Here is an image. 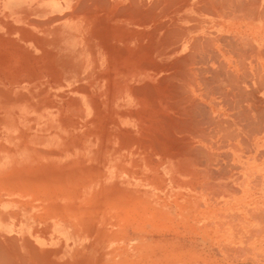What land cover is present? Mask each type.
Segmentation results:
<instances>
[{
    "label": "rangeland",
    "instance_id": "rangeland-1",
    "mask_svg": "<svg viewBox=\"0 0 264 264\" xmlns=\"http://www.w3.org/2000/svg\"><path fill=\"white\" fill-rule=\"evenodd\" d=\"M160 1L164 2V0H157L156 2V30L157 27L159 28L160 25L162 26V24H164V21L166 22L168 18L171 17L167 15L168 11L172 10L169 6L171 3H163ZM185 1L189 4L188 8H186L185 10V12L189 14L188 19H190L185 23V27L190 31L189 36L193 39H198L203 35L208 36L209 39H213V43L218 41L220 47H227V44H225L226 41L224 40L227 39L228 41H231L230 36L236 37L237 35L232 34L230 31L225 32V29L221 32V30L215 28L216 23L222 22L221 24L232 25L233 27H236V25L234 26L233 22H231L234 20L233 18H235V16L243 17L245 16L244 14L247 13L249 14L247 16H264V0H226L228 3L234 2L238 5L237 7H233V9L228 10L222 7V4L225 0H221L222 3L221 5L220 3H218L219 6L216 5L217 3L208 4V2H210L211 0ZM247 3L250 5L249 7L247 6ZM64 4L68 6L73 3ZM64 4L62 5L63 8H59L62 11L65 8ZM122 4L124 5L126 3ZM167 4L169 5L167 6ZM174 4L175 3H172V5ZM213 4H215L217 7ZM11 5H13V3L9 4L10 7ZM212 5L213 7L211 8ZM1 6L2 5H0V8ZM208 8L210 11L207 10ZM161 9L164 10V12ZM219 9H221V18H217L216 15L213 16V13H219ZM161 13L162 15L158 17V15ZM9 14L20 15L12 9H10ZM225 14L226 16H224ZM7 15L8 14H4L2 13V11H0V19ZM192 17H194L193 19H196L192 21ZM228 17L231 21L226 20ZM81 23L83 22L81 21ZM149 24H147L148 28L152 23L150 25ZM208 25H210V28H208ZM263 25L264 23L262 24V26ZM197 27H202L204 30L201 31L200 29H197ZM103 32L105 34L107 33L106 31ZM12 35L14 38L15 34ZM99 35H103V33H100ZM129 35L131 36L132 33L129 32ZM105 36L110 37L111 35L110 33H107ZM223 36L226 39H223ZM216 38L218 40H216ZM161 39H163L162 34H159L157 31L156 52H162L165 55H158L156 59V84L159 83L158 85H160L163 82V77L165 78V76L178 77L181 75L179 72L183 73L184 70V76L182 75V80L179 81L191 83L193 75L196 74L197 76L199 70L201 71V69H204V71H210L208 66L212 65L213 57H215L214 55H211V58H209L210 55L205 54L202 59L201 57H199L201 61L198 59V57H196L197 59L195 58L190 60L191 63L187 61L189 64L187 62H183V60L178 61L179 64L181 63L180 65L178 64V62L176 64H173L172 60H175L176 57H180V59L183 58L184 55H186L187 51L184 49V51L180 50V52L178 51L175 54H167L168 50H172V48L166 49L167 51L165 49H162L159 45L160 42L163 41H161ZM109 41L111 42V40ZM237 41L240 47H249V40L247 36L246 40H243L242 43L237 36ZM117 43V40L114 39V46ZM130 44L131 42H125L124 45H122V50L125 51L126 49H124V47L126 46H128V48L130 49L133 48L132 50H134V43H132V46H129ZM223 44L225 45L223 46ZM236 46H238V44H236ZM232 47L234 46L232 45ZM205 56L207 60L205 59ZM62 58L60 57L57 64L53 67L57 68V70H51L54 74H57L60 77V80H58L57 78L54 79L52 77L53 74L51 73V71H26V62L20 61L19 59L16 60V65L17 68H19V71H12L10 73L8 72L11 76L9 85L12 87L7 86L8 84L6 85V87L0 86V113L2 111L33 112V114L28 115L25 119L27 123L31 124H27V127H47L49 134L59 133V136L48 137L50 138V144L55 142L56 139L59 140L58 142H60V144L64 146L62 148L63 153L67 154L69 153V150L70 152L74 150L73 153L75 155L71 156V158H68L69 163H64V166L60 165L61 168L58 169L60 171V174L55 177L60 178L59 180L64 182V184L66 183V186H69L71 192L73 190L72 195H69L70 197H60L58 199V207L64 215L67 216L69 214H74L76 219H78L77 221L72 222V225H68L70 230L74 229L73 233L69 232L70 230H66V239H71L69 243L70 247L69 249H67L68 256L66 255V262L68 264H84L82 259L80 258V255L75 251L77 248H79V246H83V248L87 246L89 249H86V254L88 255L86 264H264V222L260 223L264 221L262 220L264 218V198H261L259 195L255 194L254 196L247 197V199L243 200V203H241L239 202L240 200L224 197L227 195V193H223L221 185L223 184L222 186H224V184H227L226 182L231 183L234 177L232 173H235V171H237L236 169L234 170V168H232L231 166H225L223 169V171L225 172L223 173V177L227 176V178L225 177L226 179L221 178L219 180L221 182H219L221 184L220 190H222L219 196L214 197V195L212 194V197L211 195L207 196L206 194L203 197L195 199L193 201L192 224L194 223L193 225L195 226L197 231H199L200 227H205V229H207L209 241L202 242V240L199 239L198 235L194 233H188L189 231H184L181 226H178V224L176 223L178 222V220L176 222L170 220L171 216L168 213V208H166L167 206H163L161 200V198L164 199V197H166L163 193L164 184L159 181L163 179V175L156 174V166L158 165L160 157L158 153L159 151L156 149V133L154 132V130L156 131V121L158 120V118H155V112H152L156 111V100H151L153 99V97H156L154 96V94H156V87L150 86L152 88L151 89L150 87L146 88L145 86L144 88H142V94L140 97L142 102L141 105H130L128 103L121 104L122 100L111 102L112 100L109 99L112 98L111 96L120 94L121 90H125L128 93L130 92L129 88H119L115 92L113 90H107V87L105 88V86L102 85L101 90H97L96 88L89 86H85L87 87L85 90L81 86V84H83L84 82L83 80H81V78H84L82 70L88 67L83 60L85 59L84 56H82L77 62H73L72 60L66 61L63 60L64 58ZM216 58L217 56L215 57V59ZM194 60H197L198 63ZM202 60H206L207 62L209 61V63H207L206 61L205 63ZM257 62L258 61L253 59V69L252 67L246 65L245 69L249 67V70L247 69L245 73H239V75L244 74V76L250 77V72L251 76L254 79L253 83H260V80L264 81L263 78H258L260 72L258 73V71H256ZM166 63H168L169 66L170 64H173L176 68H172L173 70H169L168 64L165 65ZM192 63L194 65H192ZM199 63H202L203 65H199ZM157 64L160 65L161 68L158 67ZM177 64L179 66H176ZM204 64H207V67ZM216 65H214V67ZM180 66L183 67L181 68ZM177 67L179 71L177 70ZM159 68L162 70H160ZM193 68L194 74L191 73V71H193ZM196 68L197 70H199L197 71ZM217 68L219 70V67ZM174 70L176 73L174 72ZM207 71L204 72V76L209 77V75L213 71L211 70V72L209 73ZM216 72L219 73V76H221V78L223 77L222 75H220L222 74L220 70L219 72ZM185 73L187 75H190L187 76ZM201 73L202 72H199L198 77L195 76L198 81L199 75ZM20 75H22V77H19ZM262 75H264V72ZM76 76H79L78 79L75 78ZM185 76L186 78H184ZM188 77H191L190 80ZM4 80L5 79L3 77L0 78V85H4ZM172 81L174 82V80ZM168 82L166 81V83ZM81 87L85 91H83ZM193 88L191 86L189 88V91H194ZM145 89H147L148 91L146 90L145 92ZM203 89L204 88H202L201 90ZM77 90L79 93L76 92ZM80 90H82L81 93ZM217 90L219 89H216V92H218ZM100 91L105 95L108 94V99L98 98L97 92ZM147 93H149V95H147ZM144 95L147 97V99L150 98L148 100L150 102H145V100L147 99H145L146 97H144ZM215 96L217 95L215 94ZM72 97L79 98L72 99ZM201 99L206 103L207 98H204V100L203 97H201ZM152 107H154V110H152ZM127 108L129 109V111L132 110L130 112V115L133 114L134 116L139 118L140 127H138L139 125H135V120H126L128 121V124L123 123L122 129L121 126L116 127L118 124H122L121 122H124L122 121V119L125 120L123 117L125 114L124 112H127ZM145 109L147 110L146 113L144 111ZM147 112L150 113V115ZM36 115H42L43 117H50L53 119L45 121H30L35 118ZM148 116H150V118ZM113 120L116 122H114ZM153 121L155 122V127H153ZM31 122L35 123V125H33ZM24 128L25 127H20L18 131L22 133L25 130ZM115 130L119 131L121 142L110 138L109 133H115ZM128 131H130V133H128ZM144 132H146V136ZM147 135L150 136L147 138ZM130 137L132 139H129ZM133 137L136 140H134ZM150 137H153V139L155 140L151 139ZM149 139H151V143L149 142ZM144 140L149 142V144H147ZM111 144L113 145V147L118 146L121 149L124 146H128L127 148L124 147L125 150H123L119 154V156L121 157H117L115 160H113L115 164L106 163V157L102 153L97 152L98 150H101L105 146ZM221 146L222 148L220 147V150L217 151V153L223 154L227 146ZM129 152L135 154V161L143 164L141 170H138L133 166L132 161L134 159L130 158ZM127 154L128 156H126ZM222 158L223 157H220L218 159V162L221 160V163H218L221 164V168H223V164L228 161V159ZM218 164L217 166L215 165V168H220V165L218 166ZM226 164L229 165L230 160ZM121 168H124L129 172L133 171L132 173H136V176H140V172H143V177H147L148 180H146V182H142L140 180L131 181L127 175L123 174ZM225 169L227 171H225ZM27 171H29V169ZM53 171H55V169H49V174ZM20 172L21 171L18 172V176H21L20 174L22 173ZM226 172L227 174H229L227 175ZM106 173L109 174L110 178L105 177ZM48 176L43 177L40 172L38 173V176L34 174L31 176L33 177V179H26L28 180V182H31V185L28 183H26L28 185H25V183H23L24 186H22L21 184L22 180L17 177V187L18 185L20 186L18 188V193L22 194L25 198L30 197L32 192L40 193L38 194V196L41 197L39 200L41 201L42 199H44V197L42 196L43 194H53L52 189L54 185L52 184V182H57L56 180H52L51 182L52 178L48 179ZM25 186V189H30L25 190ZM67 187H64L65 191ZM224 190H226V188H224ZM70 191H68V193ZM68 193L65 195H68ZM211 197L213 198V200ZM231 201L232 204L233 202L234 204L231 206L227 205L229 203L231 204ZM49 204L54 205V203L52 202H50ZM199 205H201L202 207ZM250 211H254L257 214H253L255 216H251L252 219L253 217H256V220H252V222L249 224L253 228L261 229V233H255L253 231L247 232L246 226H244L243 223L239 221L245 219L247 220V218L250 217V215H247ZM201 212L205 214V220L203 222L199 220ZM58 213L59 215L63 216L59 211ZM258 215H260L258 219L261 217L260 220L262 221H259L257 219ZM175 225L179 229L175 227ZM221 227L225 230L227 228L232 229L229 232L220 231L218 233L217 231H219ZM260 239L262 240L258 241ZM164 243L166 244V246L172 245L174 247L167 248V250H169L170 252H174L175 256H167L165 253L163 254L165 248L162 246H164ZM188 253L189 255L187 256Z\"/></svg>",
    "mask_w": 264,
    "mask_h": 264
},
{
    "label": "bare ground",
    "instance_id": "bare-ground-1",
    "mask_svg": "<svg viewBox=\"0 0 264 264\" xmlns=\"http://www.w3.org/2000/svg\"><path fill=\"white\" fill-rule=\"evenodd\" d=\"M182 1H185V0H182ZM182 1L164 0L165 3H169V4L171 3L170 5L167 4V6L169 5L172 9V10L168 11L167 16H171V17L168 18V20L166 22L164 21V24H162V26L160 25L161 23L157 24V25H160V27H159L160 29L157 27V30H156V4H157L156 2H157V0H0V5H2L0 8V11H2V13H4V14L5 13L8 14V13H10V9H12V10H15L17 13H19L20 14L19 16H22L25 14H29L31 12V10H27L28 6L26 3H40L38 7H43V10L39 11V13H45V15L50 16V18L48 17L49 19L46 22H38V23L30 20L31 23L35 22L36 25H34V26L37 28L39 27V29H41L40 31L43 32V38L40 40L41 42H38V43L43 44L45 46V49L52 53L51 57L49 56V62H52L54 66L57 64L60 57L62 58V56L64 58V59L62 58L63 60H66V61L72 60L73 62H75V61L77 62L78 60H80V58L82 56H84L85 59H83V60L87 64L88 67L86 69L82 70L84 78L83 79L81 78V80H83L84 82H83V84H81V86L85 90L87 88L85 86L94 87L97 90H101L102 85H104L105 88L107 87V90L109 89V90H113L116 92V90L119 88L128 87L130 92L127 93V91L121 90L120 94L113 95V96H111L112 98H109L112 100L111 102H113V101L116 102L118 100L119 101L122 100L121 104L122 103H128L130 105H141L142 102H141L140 97L142 94V92H141L142 88H144L145 86H146V88L150 87V86L156 87V94H154V96H156V97L152 96L153 99H151L152 101L156 100V109H155L156 111H152V112L156 113V114L154 113V115H156L155 118H158V120L156 121V131L154 130L155 128L153 129L154 132L156 133V136L153 135L156 137V140L153 139V137H150V138L156 141V149L159 151L158 153H159L160 160L158 161V165L156 166V174H162L163 175V179H161L159 181H161L162 184H164L163 193L166 196V197H164V199L161 198L162 204L165 207L167 206L166 208H168V213L171 216L170 217L171 221L176 222L178 220V222H176V223L178 224V226H181L184 229V231H189L188 233H194V234L198 235L199 239L202 240V242H207V241H209V237L207 235V229H205V227L204 228L200 227L199 231H197L195 226L193 225L194 223L192 224V221H193V214H192L193 201L195 199L203 197L206 194H207V196L211 195L212 197H213V195H214V197L220 195L222 190H220L221 189L220 188L221 182L219 180L221 178H224V179L227 178V176H225L226 178L223 177L224 176L223 173H225L223 171V169L225 166L227 167L230 165V164L229 165L226 164L229 160H230V163L232 164L231 167L232 166H234V167L239 166L240 171H235V173H232L234 175V177H233V180L231 183L226 182L227 184H224V186H222L223 184L221 185V187L223 189V193H227L226 196L223 195L224 197H229V198H230V196L231 197H237L238 193H240V192L247 193L250 188H254L255 185H258L260 183L259 182L258 184H255V181L252 177L254 175L258 174L257 170H256V165H257L256 163H259V161H261V162L264 161V152L258 151L257 149L248 150V148H242L241 145L243 146V142H244V144L246 142L252 146L249 149H252V148L254 149V147L258 143L259 139L257 137L251 136L252 134L249 135L248 133L253 132V134H255V133L259 134V131H261V132L263 131L262 133H264V114H263L264 108H262L263 112H261L260 109H257L258 106L254 103V102H256L255 99H257V97L255 95L256 93H254L255 89H253L254 91L251 90L252 87L250 86L251 83H249V79H248L249 77L244 76V74L239 75V73H245L249 67L247 69H245L246 68V64H245V67L243 69V66H244V65H242L244 63L243 61H242L243 62L242 64L239 63V65L242 66V68H240V66L238 67V61L241 59L240 56L244 57V55H245V57H246L248 54H244V52L241 53L242 51L238 47L239 43H237L238 42L237 36L236 37L230 36L231 41H228L223 36V39L224 38L226 39L224 41H226L225 44H227L226 45L227 47H220L218 41L213 43V39L212 38L209 39V37L205 36V35H203L202 37H199V38L197 37L198 39H196L195 37H194L195 39H193L192 37L189 36L190 31L185 27V23L188 20H190V19H188L189 14L187 12H185V10H186V8H188L189 4L186 3V1L185 2H182ZM160 2H163V1H160ZM11 3H13V5H11L12 8L9 6V4H11ZM64 3H69V4L73 3V4L66 6ZM122 3H126V4L123 5ZM127 3H129V4H127ZM172 3H175V4L172 5ZM179 3H183V4H179ZM209 3H215V4L217 3L216 5L219 6L218 3H220V5H221L222 2H221V0H211L210 2H208V4ZM63 4L65 5L64 10H66V11H64V10L62 11L59 9L61 7L63 8V6H62ZM215 4H213V5H215ZM40 5H42V6H40ZM129 5H131V6H129ZM213 5L211 6V8L213 7ZM222 5H223L222 7H224L226 10L233 9V7L238 6L237 3H234V2L228 3L226 0L223 2ZM247 6L249 7L250 5L248 4ZM36 10H38V9H36ZM207 10H209V8ZM220 10L221 9H219V13L218 12L213 13V16L216 15L217 18H221L222 14L220 13ZM224 10H223V12H224ZM162 11L164 12V10H162ZM165 13H166V10H165ZM161 15H162V13L159 14L158 17H160ZM224 16H226V14ZM227 16H229V15H227ZM193 18L194 17H192V21L196 19V18L195 19H193ZM226 20L231 21L229 19V17ZM81 21L83 23H81ZM35 23H32V24H35ZM76 23H78V24H76ZM149 23L150 24L152 23V24L148 28L147 24H149ZM221 23L220 22L216 23L215 28L216 29L218 28V30H221V32H222V30L225 29V32L230 31L233 34V26L232 25H224ZM82 24H86V25H82ZM17 26H19V25H17ZM208 26H209L208 28H210V25H208ZM197 29H200L201 31L204 30L202 27H197ZM103 31L110 33L111 36L106 37L105 35L107 33L105 34ZM157 31L159 34H162V38H163V39H161V41L163 40L162 42L159 41L160 38L158 40L160 42V44H159L160 47L162 49H165V50L168 48H172V50H168L167 54L168 53H172V54L174 53L175 54L178 51L180 52V50L184 51V49L187 51L186 55H184L183 58L180 59V57H176L175 60H172L173 64H176L180 60H183V62H187V61L190 62V60L195 59L196 57H198V59L200 60L199 57H201V59H202V57L205 54L210 55L209 58H211V55H214L215 57L217 56L216 59H215V57L212 56L213 57V61H212L213 63H212V65L208 66V68L210 69L209 72H211V70L213 71L209 75V77L204 76V74H205L204 72L207 70L204 71V69L202 70L200 68L201 71L199 69H198L199 70L198 71L196 68V70L198 71V74H199V72H202L199 75V81H198L196 79V77H198V74L196 76V74L193 73L194 72V68H193V71H191V73H193L194 75H193V77L191 75V77L193 78L192 80H194V79L195 80L194 81L191 80V83L190 82H183V81L180 82L179 80H182L181 77L185 71L183 69L184 70L183 73L179 72L181 74L180 76H178V77L177 76L176 77H173V76L169 77L168 76L169 77L168 78L164 75L165 78L163 77V82H162L163 84L162 83L160 85H158L159 83L156 84V59H157L158 55H165L162 52H160V53L156 52V50H157L156 49V46H157L156 45V32ZM129 32L132 33L131 36L129 35ZM12 33L15 34V36H14L15 39L18 37L19 34H28L27 31L17 32L15 30H12ZM98 33L99 34L103 33V35H99ZM202 34H203V32H202ZM12 37H13V35H12ZM39 39L40 38H38L35 42H37ZM108 39L111 40V42ZM114 39H116L118 42L115 46L113 44ZM205 39H206V41H205ZM216 40H218V39L216 38ZM199 41H202V42H199ZM125 42H131V44L129 46H132V43H134V50H132L133 48L132 49L128 48V46L124 47V49H126L125 51L122 50L123 49L122 45H124ZM231 42H233V43H231ZM220 43H221V40H220ZM225 44H223V46ZM231 44L233 46H236V44H238V46H236V47L239 48V51H236L234 53V51H235L234 49H236V48L234 47V49H233ZM33 46H35V45H33ZM236 50H238V49H236ZM237 52H239L241 54H239ZM252 52H254V51H252ZM236 53L239 56H237ZM249 56H247V58ZM124 57H126V58H124ZM238 57H240L239 60H238ZM243 57H242V59L245 60L246 58L245 57L243 58ZM261 57H263L262 54H261ZM205 59H206V56H205ZM194 61L198 63L197 60H194ZM202 61H204V60H202ZM210 61H211V59H210ZM193 63H192V65H194ZM207 63H209V61ZM167 64L168 63H166L165 65H167ZM173 64H170V66L168 64L169 70H171L172 68L173 69L176 68L175 65H173ZM178 64H179V62H178ZM178 64L176 66H179L181 63L179 65ZM200 64H201V66L203 65L202 63H199V65ZM216 64H218V65H216ZM204 65L207 67V64H204ZM214 65L219 67V70L222 73L220 75L223 76L222 78H221V76H219V73L216 72V71L219 72V70L216 66L214 67ZM157 66L161 68L160 65L157 64ZM252 69H253V67H252ZM157 70H158V68H157ZM160 70H162V69H160ZM177 70H178V67H177ZM174 72H175V70H174ZM51 73L53 74L52 77L54 79L57 78L58 80H60V77L57 74H54L52 71H51ZM188 75H190V74H188ZM249 75H251L250 72H249ZM78 77L79 76H76L75 78L78 79ZM184 78H186V76ZM190 78H189V80H190ZM258 78H260V77H258ZM168 80H169V82H168ZM172 80H174V82ZM258 80H260V79H258ZM263 80H264V78H263ZM166 81L168 83H166ZM159 82H161V81H159ZM199 83H200V86H199ZM201 83H202V88H204L203 90H201L202 89ZM260 84H259V88L262 89ZM191 86H192V88L194 87L193 88L194 91L193 90L189 91V88ZM249 86L251 89L248 88ZM78 87H80V86H78ZM82 87H81V89H82ZM76 88H77V86H76ZM216 89H219V90H217L218 92H216ZM82 90H80V93ZM85 90H83V91H85ZM146 90L147 89H145V92H146ZM151 91H153V90H151ZM154 91H155V88H154ZM76 92L79 93L78 90ZM97 93H98V96H97L98 98L108 99V94L105 95L101 91L97 92ZM149 93H151V92H149ZM149 93H147V95H149ZM152 94H153V92H152ZM215 94L217 96H215ZM144 97H146V96L144 95ZM201 97H203V99L207 98L206 103L203 102ZM254 97H256V98L254 99ZM78 98L79 97H76V98L72 97V99H78ZM142 99H143V97H142ZM145 99H147V97ZM149 99L145 100V102H147ZM250 99L255 100L254 102L252 101L255 105L252 106L249 103ZM257 100H259V99H257ZM259 101H261V100H259ZM263 101L264 100H262V102ZM148 102H150V101H148ZM250 102H251V100H250ZM152 103H148V104H152ZM202 105H203L204 109L202 108ZM204 105H205V107H204ZM150 107H151V105H150ZM152 108H153L152 110H154V107H152ZM131 111L132 110L129 111V109L127 108V112H124L125 114L123 117L125 120L122 119V121H124V122H121L122 124H118L116 127L121 126V129H122L123 123L128 124V121H126V120H129V121L135 120V125H139L138 127H140L139 118L134 116L133 114L130 115ZM144 111L146 113L147 110L145 109ZM148 114L150 115V113H148ZM148 117L150 118V116H148ZM152 119H153V117H152ZM152 119H150V120H152ZM140 121H141V118H140ZM114 122H116V121H114ZM151 123H152V121H151ZM153 123H154L153 127H155V122L153 121ZM133 124H131V125H133ZM150 125H152V124H150ZM101 130H102V128H101ZM151 130H152V127H151ZM254 131H255V133H254ZM140 132H142V131H140ZM151 132H153V131H151ZM128 133H130V131H128ZM144 133L146 136V132H144ZM109 136H110V138H113V139L121 142V138L119 137V131L115 130V133L114 132L109 133ZM142 136H144V135H142ZM149 136L147 135V138ZM131 137L129 139H132ZM151 139H149V142ZM134 140H136V139L134 138ZM131 141H133V140H131ZM144 141L147 144H149V142H147L146 140H144ZM155 141H154V143H155ZM262 141H264V140H262ZM133 142H135V141H133ZM154 143H152V144H154ZM129 144H131V143H129ZM142 144H143V142H142ZM126 145H127V143H126ZM221 145L227 146V148L223 152V154L217 153V151L220 150V147L222 148ZM105 147L104 148L100 147L102 149L98 150L97 152L102 153L106 157V159H105L106 163L115 164V162L113 160H115L117 157H121V156H119V154L123 150H125L124 147H126V146H124L122 149L118 146L113 147L112 144L105 146ZM152 147H154V146H152ZM1 151H3V150H1ZM8 153H9V151H8ZM126 156H128V154ZM129 156H130V158L134 159L132 161L133 166L136 169L141 170L143 167V164L135 161V154H133L132 152H129ZM220 157H223L224 159L225 158L228 159V161L223 164V166H222L223 168H221V164H218L219 162L221 163V160L218 162V159ZM7 158H8V156H7ZM38 158H39V156H38ZM99 159H100V157H99ZM46 164H48V163H46ZM217 164H218V166L220 165L219 166L220 168H215V165L217 166ZM5 165H7V164H5ZM45 165H43V166H45ZM110 165H112V164H110ZM43 166H42V168H33L32 173H30V169H29V171H26V172H23L22 174H20L22 177L18 176V178H20L22 180V183L20 181L22 186H24L23 183H25V185H28V184L31 185V182H28V180H26V179H30V178L33 179L34 176L33 177H31V176L34 174L38 176L39 172L43 175V177L48 176L49 169H55V171L51 172L48 176V179L52 178L51 182H52V180L57 181L56 183L52 182V184L54 185V187L52 189L53 194H43L42 196L44 197L45 200L42 199L41 201H39L41 197H39L38 194L35 196V198L38 197V199H36V201H39L41 203H45V206L48 208L49 213H54V214L56 213V215L54 216V219H55L56 217H58V211L61 212L60 208L58 207L59 206L58 199L60 197L61 198L70 197L69 195L70 194L72 195L73 190L71 189L72 190V192H71L69 189V186L67 187L66 183L64 184V182L59 180L60 178H55L58 174H60V171L58 170L61 168L60 165L56 164L55 166H50V167H43ZM237 168L238 167H236V169ZM234 170H235V168H234ZM122 171H123V174L127 175L131 181L140 180L142 182L143 181L146 182V180H148L147 177H143L144 176L143 172H140V176H136L135 175L136 173H132L133 171L129 172L124 168L122 169ZM225 171H227V170L225 169ZM27 172H29L30 174ZM226 174H227V172H226ZM105 177L110 178L108 173H106ZM3 178H4V176H3ZM257 178L258 177H256L255 179L257 180ZM8 179H10V178H8ZM252 179L254 182L252 181V183H251ZM2 180L4 181L6 179H2ZM11 181H12V183H14L13 180H11ZM152 181H153V179H152ZM4 182L6 183L7 181H4ZM9 182H10V180L6 184L4 183V185L8 186V184H10ZM156 182H157V180H156ZM16 183L18 184V182H16ZM26 183H28V184H26ZM235 183H237V184L235 185ZM13 185L14 184H11L12 187H13ZM22 186H21V188H22ZM19 187L20 186L18 185V188ZM64 187L65 188L67 187L66 191H65ZM18 188H16V189H18ZM25 188H26V186L24 187V189ZM224 188H226V190H224ZM29 189H25V190H29ZM52 191H51V193H52ZM68 191H70L71 193L70 192L68 193ZM66 192L68 193V195H65V194H67ZM20 197L24 198V196L22 194H20ZM29 198L30 197L24 198V199L28 200ZM230 199H232V198H230ZM243 199H247V197L243 198ZM209 200H211V199H209ZM212 200H213V198H212ZM232 201H231V204L229 203L227 205H230V206L233 205L234 202L232 204ZM50 202L54 203V205H50L49 204ZM197 203H199V202H197ZM29 205L30 204H28L27 206H29ZM199 206H201V205H199ZM209 206H210V204H209ZM40 207H43V206L41 205ZM43 209H44V207H43ZM247 211H249V210H247ZM34 212H37V211H34ZM38 212H40V211L38 210ZM208 212H210V211H208ZM195 214H197V213H195ZM42 215H43V213H42ZM247 215H250V217H248L247 220L246 219L245 220H239L243 223L244 226H246L247 232L253 231L255 233H261L260 232L261 229L253 228L249 224L252 222V220H254V221L256 220L255 219L256 217L255 218L253 217V219L251 218V216H255V215H253V213L251 211ZM262 215H263V213H262ZM259 216L260 215L257 216V219ZM43 217H45V215ZM63 218L65 219L64 221L67 225H72V222L78 220V219H76L74 214H69L67 216L64 215V217H62V219ZM260 219H261V217L258 220L259 221L264 220V218L262 220H260ZM35 220H39V219H35ZM199 220L201 222H203L205 220V214L203 212H201ZM263 222L264 221H262L260 223H263ZM246 224H248V225H246ZM57 225H58V223H57ZM203 226H205V225H203ZM175 227H177V226L175 225ZM20 228L21 227H19V229ZM231 229L232 228H229V229L227 228L225 230L224 228L221 227V229L217 232L218 233L220 231L229 232V231H231ZM174 230H175V228H174ZM21 231L22 230L20 229V232ZM70 232L73 233L74 229H71ZM179 233H181V232H179ZM216 236H218V235H216ZM261 240L262 239H260L258 241H261ZM19 241H20V239H19ZM11 242H13V241H11ZM26 242H27V244L29 243L28 241H26ZM15 243H17V242H15ZM0 244L2 245V243H0ZM12 245H13V243H12ZM29 245H30V243H29ZM234 245H235V243H234ZM13 246L16 248L15 244ZM30 246H31V250H30V248H29V250L31 252L35 247L32 245H30ZM181 246H176V247H181ZM211 246H212V243H211ZM3 247H6V246H3ZM162 247L165 248L163 254L165 253L167 256H175L174 252H170L169 250H167V248H174L172 245L166 246V244L164 243V246H162ZM17 248H20L19 245L17 246ZM67 249H69V248H67ZM86 249H89V248L87 246H85L84 248H83V246H79V248H77L75 251L76 253H78L80 255V258L82 259L84 264L87 263L86 259L88 258V255L86 254L87 253ZM0 250H1V248H0ZM4 250H6V249L5 248L2 249L1 252H3ZM18 250H16V252ZM36 251H38V250H35L31 254V256L33 254H35L37 256L38 254H36L37 253ZM7 252H8V250L6 252L0 253V255L3 254L2 256H4V257H7L6 255H8L7 259L10 258L11 256H13V259H14V255L11 254L12 252H10V254H9V252L8 253ZM19 252H21V251H19ZM19 252H17L18 253V254H16L17 256H19V255L21 256L22 253H19ZM55 252L59 253L58 251H55ZM42 254H45V253H42ZM42 254H41V257H42ZM9 255H10V257H9ZM35 255H33V259L35 258L34 257ZM48 255L50 256L49 253H48ZM65 255L68 256V252ZM188 255H189V253L187 254V256ZM23 256H24V254H23ZM23 256H21V257H23ZM20 258H18L19 264H20V261H22L21 263H24V260L22 258H21L22 259L21 260ZM23 258H25V257H23ZM37 258H39V257L37 256L35 259H37ZM58 258H62V257L60 256ZM55 259H56V257H55ZM2 261H4V260H2ZM8 261H10V260H8ZM39 261L41 262V259H37V262L39 264H41ZM59 261H61V260H59ZM11 262L13 264H15L14 262H16V261L13 262V260L11 259ZM8 263L6 261V264H8ZM38 263H36V264H38ZM0 264H1V262H0ZM4 264H5V262H4ZM24 264H26V263H24ZM42 264H44V263H42ZM52 264H54V263H52Z\"/></svg>",
    "mask_w": 264,
    "mask_h": 264
},
{
    "label": "crops",
    "instance_id": "crops-1",
    "mask_svg": "<svg viewBox=\"0 0 264 264\" xmlns=\"http://www.w3.org/2000/svg\"><path fill=\"white\" fill-rule=\"evenodd\" d=\"M26 4L28 6L27 10H31L29 14L19 16L17 14L11 15L8 13L7 16H4L0 19V78L3 77L5 79L4 85H0V86H3V87H6L7 84H8L7 86L12 87L9 85V82L11 81V78H10L11 76L9 75V73L12 71L13 72L19 71L18 70L19 68H17V65H16V60L18 59L20 61L26 62V65H27L26 71L47 72V71H51L55 69L57 70V68H53L54 67L53 63L49 62V56L51 57L52 53L47 51L43 44L38 43V42H41L40 40L43 38V32L40 31L41 29H39V27L37 28L34 26L36 25L35 22L37 23L46 22L50 18V16L45 15V13H39V11L43 10V7H38L40 3H26ZM244 15L245 16L243 17L235 16L234 21H231L233 22L234 26L236 25V27H233V34L238 36V39L240 40L241 43L243 40H246V36H247L249 40L248 44L250 46L248 48H245V47L242 48L238 46L240 50L242 51V52L240 51L241 53L244 52V54H248L247 56L250 55L247 58V56L245 57V55L243 54L244 57L246 58L245 60L242 59L243 56H240L241 59L240 57H238V60L239 59L241 60V61L239 60L240 62L238 61V67L240 66L239 63L242 64L243 62H244L242 64L244 65L243 69L245 67V64L247 66L252 67V61L254 58L256 61H258L256 63V67H257L256 71H258V73L260 72L259 77L262 79L264 78V75H262L264 72V25L262 26V24L264 23V16H247L249 15L248 13ZM28 20L35 21V22H32L35 24H32L31 21L29 22ZM12 30H15L17 32L27 31L28 34H19L18 37L15 39L12 37V34H13L11 33ZM38 38L40 39L37 42H35ZM30 41H31V44H30ZM234 47L238 50L234 49ZM234 47H233V49L235 50L234 53L236 51H239L238 47L236 46ZM237 53L236 55L239 56ZM261 54L263 57H261ZM240 68H242V66H240ZM19 77H22V75H20ZM249 80H250L249 83H251L250 86L252 87V89L250 88V86L248 88H250L251 90L255 89L254 93H256L255 95L257 99L261 100L259 101L255 99L256 97H254L256 102H254L255 100L250 99L251 102L249 100V103L252 106L256 104L258 106L257 109H260V111L263 112L262 108H264V101L262 102V100H264V81H259L261 84L255 81H254L255 83H253L254 79L251 75L249 77ZM259 84L262 87V89L259 88ZM0 114H1L0 123L2 122L0 125V160H1L0 161V170H1L0 171V243H2L3 246H6V247H3L0 244L1 245L0 248L1 250L4 248L6 249L3 252H6L7 250L9 254L10 252H12L11 254L14 255V259H13V256H11L12 257L11 258L9 255V257L13 260V262L16 261L14 262L15 264L16 263L19 264L18 258L23 256V254H24L23 257L25 258L23 257L21 258L24 260V263L26 264H36L38 263L37 259H41V262L39 261L41 264L42 263L44 264H52V263L68 264L67 262H65L66 261L65 254H67V248L70 247L69 243L71 239H66V230L69 231L70 229L68 225L65 223L64 221L65 219L64 218L62 219V217H64L63 212L62 211L60 212L63 215L62 217L61 215L59 216V213H58V217L54 219V216L56 215V213L55 214L49 213L48 212L49 210L45 206V203L36 201L38 197L35 198V196L40 193H36V192L31 193V196L28 200L24 199L25 197L21 198L20 194L17 191L18 189H16L18 188L16 182H18L17 177H18L19 171H21L20 173H23V172H26L28 169H30V173H32L33 168H42V166L45 165L46 163L48 164H46L43 167L55 166L56 164L63 165L64 163H69L68 158H71V156L75 155L73 153L74 150H72L71 152L69 150V153L67 154L63 153L62 148L64 146L60 144V142H58L59 140H56V139H55V142L50 144L49 143L50 138L48 137L59 136V133L49 134L47 127H35V128L27 127L28 126L27 124H30V123H27L25 119L28 115L33 114V112L2 111ZM49 119H53V118L43 117L42 115L40 116L36 115L35 118H33L30 121H35V120L45 121ZM32 124L35 125V123H32ZM20 127H25L24 132L20 133L18 131ZM262 132L259 131V134L255 133V131H254L255 134H253V132L248 133L249 135L252 134L251 136L257 137L259 139L254 149L253 148L249 149L252 146L246 142L245 144L243 142V146L241 145V147L248 148V150L257 149L258 151L264 152V141H262L264 140V133ZM256 164L257 165L259 164L258 166L256 165L258 176L254 175L252 178L254 179L255 184H258L259 182L260 183L254 186L255 189L250 188L247 193L240 192L238 193L237 197L230 196V198L232 199L234 198L237 200L241 199L242 200V201L240 200L241 203H243V200H245L243 198L251 197V196H254L255 194L259 195L261 198H264V179H263L264 178V161L262 162L259 161V163H256ZM232 167L235 169L236 167H238L236 170L240 171L239 166H236V167L232 166ZM2 175L4 176V178ZM255 176L258 177L259 179L257 178L256 180ZM2 179H6L4 180V181H7L6 183H8V181L10 180L9 182L10 184H8V186L4 185L5 182ZM253 179L251 180V183ZM11 180H13L14 183H12ZM11 184H14L13 187L11 186ZM236 184L237 183H235V185ZM28 204L30 205L27 206ZM39 205L40 206L42 205L44 209L43 207H40ZM38 210L40 212H38ZM34 211H37V212H34ZM251 212L253 214L255 213V215L257 214L256 212H253V211ZM44 215L45 217H43ZM35 219H39V220H35ZM54 223L56 225L58 223L59 226L58 225L56 226ZM19 227H21L20 228L22 230L21 232H20ZM14 241L17 243H15ZM26 241H28L30 245L35 247V248L33 247L34 249L31 252H30L31 246L29 245V243L27 244ZM12 243L13 245L15 244L16 248L12 245ZM18 245L20 248H17ZM1 250H0V253H3L1 252ZM16 250H18L17 252L21 251L19 252V253H22L21 256L16 255L18 254ZM35 250H38L36 251L37 253L35 252L36 254H38L37 256L39 257L37 259H35L37 257L35 254H33L35 255L34 259H33V255L31 256V254ZM55 251H58L59 253H56ZM42 253H45V254H42ZM48 253L50 254V256L48 255ZM41 254H42V257H41ZM2 255L3 254L0 255L1 264H4V262L6 264V261L7 263L9 262L8 264H13L10 258L7 259L8 255H6L7 257H4ZM60 256L62 258H58ZM21 262L22 261H20V264H24Z\"/></svg>",
    "mask_w": 264,
    "mask_h": 264
}]
</instances>
